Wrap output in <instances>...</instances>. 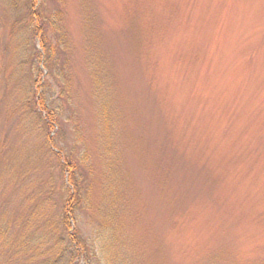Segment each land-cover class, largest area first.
<instances>
[{"label": "rangeland", "instance_id": "1", "mask_svg": "<svg viewBox=\"0 0 264 264\" xmlns=\"http://www.w3.org/2000/svg\"><path fill=\"white\" fill-rule=\"evenodd\" d=\"M29 8L0 0V264H264V0H40L51 70Z\"/></svg>", "mask_w": 264, "mask_h": 264}, {"label": "trees", "instance_id": "2", "mask_svg": "<svg viewBox=\"0 0 264 264\" xmlns=\"http://www.w3.org/2000/svg\"><path fill=\"white\" fill-rule=\"evenodd\" d=\"M27 3H30V8L29 10V23L34 24L32 29H33V33L35 34L36 37H38L39 43H40V49H41V53L42 56L38 53H35V58L37 60L42 61V63L44 64V67L47 70H51V68L54 66L53 62L56 60V52L59 51V49L61 48V44L65 43V32L60 28V24H59V17L58 15H51L50 17H48L47 19H45L43 17V15L41 14V12L39 10H34V7L36 6V3L39 2L40 0H26ZM37 22H41V25L35 27V23L37 24ZM48 32L50 33V35L52 36V33H54L56 36L59 35V41L56 45L50 43V38L48 35ZM54 78H61V80L64 79V77H66L64 75V77H58V76H54ZM47 81V80H46ZM44 82V87H49V83L48 82ZM34 98V104H35V108L38 111L39 115L42 114L43 115V119L42 121L44 122L43 126L46 127L47 129V138L50 136V130L53 128V122H52V116L50 114V109L48 107V101L47 97L46 100L43 98L41 99H37L35 98V94L33 95ZM48 140L50 141V139L48 138ZM107 156L109 155V149H106V153ZM53 155L55 156V158L58 160V162H60L62 164V168L65 170V173L68 175V181H69V188H67L65 191L67 192V199L65 200V204L62 208V221L63 224L67 223V216L69 214H73L76 210V206L79 204H85L86 205V201L88 199V195H86V193L84 194V197H82V190H81V180L79 181V178L77 177L76 174V169L73 168V165L71 164V162L68 159H64L62 156H60V154H55L53 153ZM105 168L106 172H109L110 174H114L113 168L111 167V165L108 163V161H106L105 163ZM112 181H114L112 179ZM105 185V184H104ZM111 187V186H110ZM106 188V187H105ZM104 188V189H105ZM105 191H107V189H105ZM109 195L108 197L113 199V203H114V188L111 187V189L108 190ZM79 203V204H78ZM48 206V203H47ZM78 208V207H77ZM45 209V206L44 208ZM104 224H99L97 230H96V241L98 243L99 246V251L101 253V256L104 258V260H110L108 257V254L106 252L107 247H110L112 244V231L110 230V223L107 221L108 216L104 217ZM78 248V246H76ZM79 258V256L77 255L73 262L75 260H77ZM47 262H43L42 264H45ZM48 264H51L50 262Z\"/></svg>", "mask_w": 264, "mask_h": 264}]
</instances>
